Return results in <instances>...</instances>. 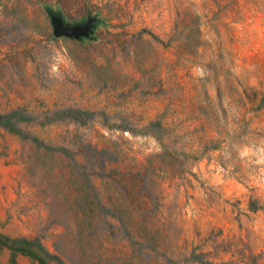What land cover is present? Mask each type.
<instances>
[{
  "label": "rangeland",
  "instance_id": "rangeland-1",
  "mask_svg": "<svg viewBox=\"0 0 264 264\" xmlns=\"http://www.w3.org/2000/svg\"><path fill=\"white\" fill-rule=\"evenodd\" d=\"M15 110L0 264H264V0H0Z\"/></svg>",
  "mask_w": 264,
  "mask_h": 264
},
{
  "label": "trees",
  "instance_id": "trees-1",
  "mask_svg": "<svg viewBox=\"0 0 264 264\" xmlns=\"http://www.w3.org/2000/svg\"><path fill=\"white\" fill-rule=\"evenodd\" d=\"M14 119H17L20 121L22 119L19 117V111L17 110L6 113V114H0V126L11 131L12 127L15 124Z\"/></svg>",
  "mask_w": 264,
  "mask_h": 264
},
{
  "label": "water",
  "instance_id": "water-1",
  "mask_svg": "<svg viewBox=\"0 0 264 264\" xmlns=\"http://www.w3.org/2000/svg\"><path fill=\"white\" fill-rule=\"evenodd\" d=\"M77 31L73 28H64L58 22H54V36L59 37L62 35L65 36H73L76 35Z\"/></svg>",
  "mask_w": 264,
  "mask_h": 264
}]
</instances>
